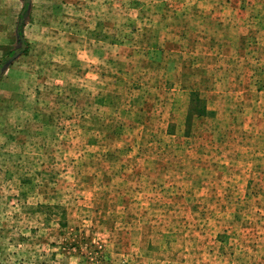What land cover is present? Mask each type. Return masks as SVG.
<instances>
[{"label":"rangeland","instance_id":"1","mask_svg":"<svg viewBox=\"0 0 264 264\" xmlns=\"http://www.w3.org/2000/svg\"><path fill=\"white\" fill-rule=\"evenodd\" d=\"M0 264H264V0H0Z\"/></svg>","mask_w":264,"mask_h":264},{"label":"crops","instance_id":"2","mask_svg":"<svg viewBox=\"0 0 264 264\" xmlns=\"http://www.w3.org/2000/svg\"><path fill=\"white\" fill-rule=\"evenodd\" d=\"M23 187H24V185H23ZM25 199H26V198H25ZM28 200H29V199H27V200H25V201H27V202H28ZM18 205L20 206V204H18ZM18 205H17V206H18ZM31 207H32V206H31ZM26 212H27V211H25V213H26ZM38 212H39V214H42V213H44V214L46 215V212H42V210H41V209H39V211H38V210H37V208H36V211H34V214H35V213H38Z\"/></svg>","mask_w":264,"mask_h":264},{"label":"trees","instance_id":"3","mask_svg":"<svg viewBox=\"0 0 264 264\" xmlns=\"http://www.w3.org/2000/svg\"><path fill=\"white\" fill-rule=\"evenodd\" d=\"M19 34H20L21 36H22V34H23L21 29H20V31H19Z\"/></svg>","mask_w":264,"mask_h":264}]
</instances>
